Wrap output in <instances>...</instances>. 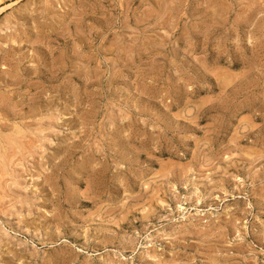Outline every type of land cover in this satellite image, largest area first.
Masks as SVG:
<instances>
[{
	"label": "rangeland",
	"instance_id": "rangeland-1",
	"mask_svg": "<svg viewBox=\"0 0 264 264\" xmlns=\"http://www.w3.org/2000/svg\"><path fill=\"white\" fill-rule=\"evenodd\" d=\"M0 264H264V0H0Z\"/></svg>",
	"mask_w": 264,
	"mask_h": 264
}]
</instances>
